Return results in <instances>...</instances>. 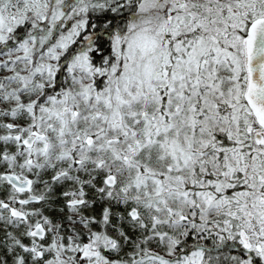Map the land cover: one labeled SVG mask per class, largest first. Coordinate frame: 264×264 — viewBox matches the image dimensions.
Wrapping results in <instances>:
<instances>
[{
    "label": "snow or ice",
    "instance_id": "snow-or-ice-1",
    "mask_svg": "<svg viewBox=\"0 0 264 264\" xmlns=\"http://www.w3.org/2000/svg\"><path fill=\"white\" fill-rule=\"evenodd\" d=\"M0 264H264V0H0Z\"/></svg>",
    "mask_w": 264,
    "mask_h": 264
}]
</instances>
